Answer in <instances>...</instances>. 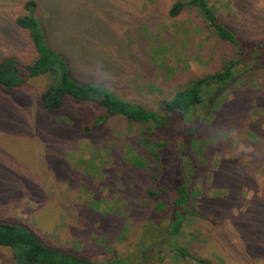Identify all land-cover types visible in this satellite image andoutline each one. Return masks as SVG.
<instances>
[{
	"label": "rangeland",
	"instance_id": "374dc122",
	"mask_svg": "<svg viewBox=\"0 0 264 264\" xmlns=\"http://www.w3.org/2000/svg\"><path fill=\"white\" fill-rule=\"evenodd\" d=\"M24 1L0 0V62L34 59L26 32L14 24ZM35 1L50 49L84 79L148 109L159 110L174 91L235 55L195 11L168 17L172 4L186 0ZM247 1L243 9L241 0L209 5L239 36L264 39V19L253 12L264 10V0L253 7ZM246 67L192 136L202 167L190 203L207 219H187L178 242L216 264H264V68ZM49 84L39 76L12 90L0 85V221L26 226L47 246L94 262L128 257L127 264H141L140 252L152 247L145 253L150 264H193L162 246L164 234L147 218L153 202L142 191L153 184L142 181L136 192L133 179L126 188L120 183L138 156L146 158L140 130L116 118L87 132L102 108L68 97L48 114L40 96ZM134 194L144 219L126 209ZM0 264H15L9 249L0 247Z\"/></svg>",
	"mask_w": 264,
	"mask_h": 264
},
{
	"label": "trees",
	"instance_id": "16d2710c",
	"mask_svg": "<svg viewBox=\"0 0 264 264\" xmlns=\"http://www.w3.org/2000/svg\"><path fill=\"white\" fill-rule=\"evenodd\" d=\"M250 3L253 7L255 0H251ZM242 4H246L245 0H241V9H243ZM22 7L24 14L17 16L14 24L26 32L34 51V59L28 64L20 63L14 57L2 60L0 85L7 90H12L28 79L46 76L50 84L41 94L40 102L48 114L61 110L64 106L63 99L68 97L76 102L90 103L97 108L100 107L99 109L102 108L103 113L93 122V125L85 127L87 132L105 122L106 119L120 118L131 127H137L140 130L139 143L146 151L144 153L146 158L138 156L130 164L133 173L130 174L129 171L123 177L119 176L121 185L126 188L129 185L128 180L133 179L137 192L142 181L151 182L154 186L153 190H145L142 193L153 202L152 213L147 218L157 224V228L164 234L162 246H169L168 251L172 255L191 261L193 264H216L194 255L178 242V236L187 219H207L190 203L193 197L194 180L200 176L199 171L202 167L199 159H196L192 152L194 141L192 136L196 130L195 126L205 123L216 112L215 104L220 94L229 88L232 81L236 82L241 77V66L246 67L249 64L246 68H264V39L247 40L244 39L243 33L240 37L222 23L215 9L209 5V0L175 2L167 12L169 18H176L187 10L195 11L205 27L211 30L221 43L230 45L235 50V55L232 59H225L217 72L195 77L188 85L174 91L161 103L159 110H154L117 96L114 90L112 92L96 84L93 79L86 80L81 77L82 72L77 67L48 47L44 31L35 16L36 1L25 0ZM253 12L264 19V10H253ZM124 87L123 84L115 90L121 91ZM47 119L44 120L46 126L48 122H51ZM52 126L56 128V125ZM57 126L60 127V125ZM176 126H179L180 131ZM143 176L146 178L142 180ZM136 197L137 194L131 197L130 202L126 204V209L129 208L130 213L137 211L135 216L144 219L143 211L145 210ZM0 247L11 251L15 264L128 263V257L112 262L90 261L47 246L26 226L4 221H0ZM151 248L145 247L140 252L141 264L143 262L146 264L147 260L149 264L151 263V253L148 258L145 255L147 250H152Z\"/></svg>",
	"mask_w": 264,
	"mask_h": 264
}]
</instances>
